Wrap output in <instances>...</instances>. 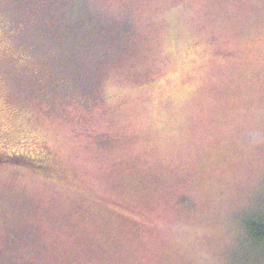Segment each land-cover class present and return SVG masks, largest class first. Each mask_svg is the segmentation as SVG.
Wrapping results in <instances>:
<instances>
[{"label":"rangeland","instance_id":"rangeland-1","mask_svg":"<svg viewBox=\"0 0 264 264\" xmlns=\"http://www.w3.org/2000/svg\"><path fill=\"white\" fill-rule=\"evenodd\" d=\"M0 156V264H264V0H0Z\"/></svg>","mask_w":264,"mask_h":264},{"label":"trees","instance_id":"trees-1","mask_svg":"<svg viewBox=\"0 0 264 264\" xmlns=\"http://www.w3.org/2000/svg\"><path fill=\"white\" fill-rule=\"evenodd\" d=\"M17 155L18 156L8 157V159L12 162H20L30 166H35L36 163H40L41 161L43 163L45 162L42 158L39 157L36 158L34 156H26L24 154ZM244 226L247 229L248 233H250L249 235L252 236L254 240L264 242V221L256 222L254 218L246 219L244 222Z\"/></svg>","mask_w":264,"mask_h":264},{"label":"flooded vegetation","instance_id":"flooded-vegetation-1","mask_svg":"<svg viewBox=\"0 0 264 264\" xmlns=\"http://www.w3.org/2000/svg\"><path fill=\"white\" fill-rule=\"evenodd\" d=\"M0 158H1V156H0ZM38 166H43V165H42L41 162H40V163H36V164H35V167H38ZM43 167H44V166H43Z\"/></svg>","mask_w":264,"mask_h":264}]
</instances>
